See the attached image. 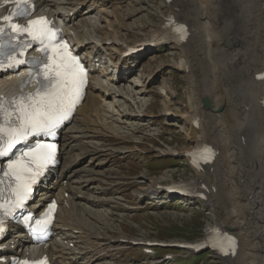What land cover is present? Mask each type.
<instances>
[{"label": "bare ground", "instance_id": "6f19581e", "mask_svg": "<svg viewBox=\"0 0 264 264\" xmlns=\"http://www.w3.org/2000/svg\"><path fill=\"white\" fill-rule=\"evenodd\" d=\"M112 1L90 0L87 9L80 10L75 0H37L38 12L47 13L64 26L74 48L82 53L88 65L94 71L98 66L101 67L97 75H92L87 95L72 122L62 130L61 165L53 168L43 179L38 199L32 204V207H36L37 203L43 205L55 195L59 198L62 206L57 223L54 224L59 237H53L47 243L48 246L32 250L29 238L19 230L5 240V244L20 246L21 253L24 254L27 251L52 254L57 264H106L108 261L101 260L109 254L101 252L95 246V240L101 239L102 244L113 243L116 247L112 250L130 242L122 232L113 236L106 232L94 234L85 230L78 233L72 231L77 221V212L99 224L101 228L109 227L116 231L113 223L123 215L118 210L124 209L127 201L126 198L113 195L120 191L116 188L117 183L111 181L109 174L97 170L102 164L116 161L107 158L109 150L116 158L126 150L107 148L98 141L90 140L81 157L77 158L72 153L85 136L81 126L83 122L101 107L105 109V106L108 108L112 104L127 106L126 100L130 97L127 86L117 84L121 80L116 75L115 67L119 60L116 64H107L101 50L113 51L119 47L118 54H122L131 44L123 40L120 30H105L112 22L95 27L98 16L110 12L103 6ZM166 7L165 13L158 12L163 17L161 24L154 26L147 38L138 39L133 45L138 41H154L157 44L165 42L179 51L173 65L184 71L190 93L185 95L186 101L182 104V109L171 107L165 114L172 111L169 115L190 124L182 129L187 130L184 131L185 137L193 140V144L188 147L190 149L162 150L159 155L178 154L189 161L190 155L187 152L197 146L209 144L207 148H203V153L209 161L216 155L215 160L202 169L193 166L195 177L177 182H183L190 188L191 193L185 195V198L199 201L201 205L211 208L214 221L206 226L207 234L209 229L219 224L224 231L238 237L239 248L236 255L222 256L219 251L214 250L222 264H264V135L260 128L264 122V80L256 78V74L264 69V0H175L166 3ZM113 16L117 24L126 26L125 18L120 12H114ZM167 21H179L189 26L186 42L173 39L171 27L165 25ZM85 24H90L92 29L86 28ZM133 24L135 23L131 26ZM24 71L23 68L19 76L12 73L11 77L10 74L1 72L0 93L15 90L24 77ZM222 92L226 95L221 94ZM113 94L122 98L108 100ZM169 94L171 96L172 93ZM217 96H229V113L222 111V100L214 102ZM140 98L139 102L143 105L145 97ZM204 99H209L208 109ZM141 104L134 105L132 112L123 111L119 114L149 127L151 121L146 119L149 111L142 109ZM106 117L107 121L115 120L111 114H106ZM195 119L198 124L194 123ZM118 122L125 121L118 119ZM132 129L134 132L139 130L136 127ZM191 155L197 164V151ZM82 162H86V165L78 168ZM78 170L82 172L79 173ZM145 175L141 173L140 178ZM138 184H129L130 188H134L133 195L136 199V205L128 206L129 211L148 210L164 214L167 210H161L162 203H166L168 209L174 205V202L164 200L161 182L151 181L152 186L148 190L136 189ZM201 191L205 194L204 198L195 195L202 193ZM145 237L146 234L141 233L136 239L145 241ZM91 238L95 240L89 241ZM64 239L87 242L88 245L85 249L75 251L63 242ZM186 241L188 240L173 239L169 242ZM13 252V249L8 248L0 257L9 259ZM88 253L93 254L85 259ZM152 262L167 264V261L161 260Z\"/></svg>", "mask_w": 264, "mask_h": 264}, {"label": "rangeland", "instance_id": "374dc122", "mask_svg": "<svg viewBox=\"0 0 264 264\" xmlns=\"http://www.w3.org/2000/svg\"><path fill=\"white\" fill-rule=\"evenodd\" d=\"M111 4L112 6L109 7V9L116 13L120 12L121 16L125 18L126 24V26L122 27L114 22L115 30L118 28L122 34L123 40L131 44L138 39L147 38L150 30L163 21V17L159 15L158 12L163 14L167 11L166 3L163 4V0H114ZM105 16L114 21V17L107 13ZM144 16H146V19ZM146 20L148 22H146ZM132 23H135L133 24L134 26H131ZM115 30H112V32ZM115 50L118 51V49ZM176 56H179V51L176 50L174 46L155 48L137 58L135 56V60L124 63L123 65L122 71L127 72L125 82L130 84V86H128L129 89H131L129 94L131 93L135 99L139 100L134 96V89H136L138 97L146 96L149 98L150 104L145 106L142 105V109L147 108L149 112L153 114V117H155L154 119L157 120V123L150 127L147 125H140L137 129L141 131L137 132L133 131L132 125L123 123L126 126L124 129L128 132L127 136L137 137L142 140L141 144L138 146L140 150L134 149L131 155V158H136L135 161L138 163H132L129 166L130 176L138 174L133 177L130 182V184L139 183L136 189L144 188L148 190L150 186H152L150 182L154 180L168 182L170 180L180 179L190 180L195 177L193 170H190L184 158L175 156L159 157L156 155L158 151H155L157 147H159V149L165 148L167 150H172L185 147L188 148L193 144V140H188L187 136L185 137L184 131L187 132V130L185 128L184 130L182 129V127H186L185 125L187 124L181 119H176V117L165 114L168 108L173 107L175 109L176 107H181V102L184 103L186 100L185 95L190 93L185 73L172 66L176 61ZM110 60L113 62L115 58ZM138 84L141 86H137ZM170 92L172 93L171 96L169 94ZM221 94H223V92ZM224 97L225 96H217L214 102L222 100L220 101L224 102L222 111L227 114L231 111V103L228 101L229 96L226 98ZM120 108L125 111H130L134 106L130 108H123L120 106ZM169 112H167V114H169ZM130 122H133V120H130ZM260 128L264 135V122L261 123ZM106 129L111 130L112 127L105 128V131ZM241 133L242 131H240V135ZM130 148H136V146L132 145ZM154 158H157V160L154 161ZM167 166L173 167L168 168ZM141 172H146L144 178H140ZM138 180H141V182ZM147 196L150 197L148 194ZM175 200L174 205L169 209H177L171 211L167 210L164 214L147 210L146 214L148 217H146L145 220L148 226H144V230L149 233L150 238H160L163 240L186 239L189 241H198L202 239L205 234L206 226L214 221V217L210 212L211 208H206L199 202L193 201L191 198ZM153 206H155V204ZM124 210L125 212L123 215H121L120 218H116V221H123L128 218L130 212L134 213V211H129L127 208H124ZM134 217L136 218V216ZM161 250V247L158 248V251ZM178 250L179 252L177 254L183 256L186 254L181 248ZM200 252V255H195L196 261L190 264H222L212 250L206 249ZM162 254L163 253H161V255ZM170 260L171 262L168 264H172L173 259ZM148 263L149 261L143 264Z\"/></svg>", "mask_w": 264, "mask_h": 264}, {"label": "snow or ice", "instance_id": "6c2138e0", "mask_svg": "<svg viewBox=\"0 0 264 264\" xmlns=\"http://www.w3.org/2000/svg\"><path fill=\"white\" fill-rule=\"evenodd\" d=\"M28 5L29 0H19L15 12L0 17L7 22L0 26V36L6 32L10 35L7 47L12 49V53L7 55V60L11 61L8 67L13 68L25 63L22 59L24 50L31 47L30 42L19 43L22 36L27 34L31 42H39L42 56L31 58L33 71L30 77H39L40 87L35 92L10 100L0 97V157H9L17 145L27 142L30 137L51 136L54 130L70 119L87 84L86 69L69 51L68 44L58 39L60 30L53 22L43 16L28 20L27 25L14 22L16 17L28 15ZM5 47L4 43H0V56L5 55ZM3 66L4 61L0 60V67ZM26 84L27 81H24L22 86ZM6 104L9 107H5ZM56 153L55 143L36 142L20 151L14 159H8L7 171L3 175L14 184L11 190L16 206L24 203L32 192L33 184L56 162ZM55 207L53 202L49 215L42 222L45 228L51 223Z\"/></svg>", "mask_w": 264, "mask_h": 264}, {"label": "water", "instance_id": "95a60500", "mask_svg": "<svg viewBox=\"0 0 264 264\" xmlns=\"http://www.w3.org/2000/svg\"><path fill=\"white\" fill-rule=\"evenodd\" d=\"M204 101H205V103H206V106H207V107H210L209 99H208V100H207V99H204Z\"/></svg>", "mask_w": 264, "mask_h": 264}]
</instances>
